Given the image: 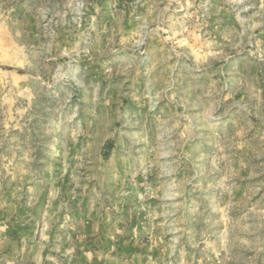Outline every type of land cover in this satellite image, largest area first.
Wrapping results in <instances>:
<instances>
[{
  "label": "rangeland",
  "instance_id": "1",
  "mask_svg": "<svg viewBox=\"0 0 264 264\" xmlns=\"http://www.w3.org/2000/svg\"><path fill=\"white\" fill-rule=\"evenodd\" d=\"M0 264H264V0H0Z\"/></svg>",
  "mask_w": 264,
  "mask_h": 264
}]
</instances>
